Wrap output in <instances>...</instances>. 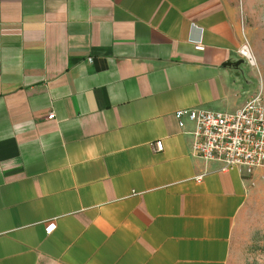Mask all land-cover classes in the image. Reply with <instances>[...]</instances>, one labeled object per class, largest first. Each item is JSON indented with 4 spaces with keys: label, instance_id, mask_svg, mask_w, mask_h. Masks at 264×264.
<instances>
[{
    "label": "crops",
    "instance_id": "crops-1",
    "mask_svg": "<svg viewBox=\"0 0 264 264\" xmlns=\"http://www.w3.org/2000/svg\"><path fill=\"white\" fill-rule=\"evenodd\" d=\"M242 25L229 0H0V264H228L264 169L204 164L174 114L263 87Z\"/></svg>",
    "mask_w": 264,
    "mask_h": 264
},
{
    "label": "built area",
    "instance_id": "built-area-1",
    "mask_svg": "<svg viewBox=\"0 0 264 264\" xmlns=\"http://www.w3.org/2000/svg\"><path fill=\"white\" fill-rule=\"evenodd\" d=\"M203 51L201 44L194 46ZM249 65L254 64L248 42L244 39L237 51ZM53 114L47 120L53 119ZM178 127L185 128V120L192 124L189 132L191 154L204 164L218 163L220 172L238 170L251 175L255 169H264V91L259 87L234 112L203 110L176 111ZM186 118V119H184ZM156 152L163 151L161 141L152 144ZM203 176L196 178L200 181ZM48 230L53 229L50 225Z\"/></svg>",
    "mask_w": 264,
    "mask_h": 264
},
{
    "label": "rangeland",
    "instance_id": "rangeland-1",
    "mask_svg": "<svg viewBox=\"0 0 264 264\" xmlns=\"http://www.w3.org/2000/svg\"><path fill=\"white\" fill-rule=\"evenodd\" d=\"M229 1L240 9L244 39L254 60L246 71L252 69L254 83L260 81L264 91V0ZM228 264H264V186L236 218Z\"/></svg>",
    "mask_w": 264,
    "mask_h": 264
}]
</instances>
